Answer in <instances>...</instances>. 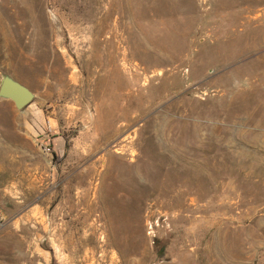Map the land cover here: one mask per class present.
<instances>
[{
	"label": "rangeland",
	"instance_id": "obj_1",
	"mask_svg": "<svg viewBox=\"0 0 264 264\" xmlns=\"http://www.w3.org/2000/svg\"><path fill=\"white\" fill-rule=\"evenodd\" d=\"M4 76L0 264H264V0H0Z\"/></svg>",
	"mask_w": 264,
	"mask_h": 264
},
{
	"label": "water",
	"instance_id": "obj_2",
	"mask_svg": "<svg viewBox=\"0 0 264 264\" xmlns=\"http://www.w3.org/2000/svg\"><path fill=\"white\" fill-rule=\"evenodd\" d=\"M0 97L10 99L18 109L28 106L35 95L31 89L10 76H4L0 82Z\"/></svg>",
	"mask_w": 264,
	"mask_h": 264
},
{
	"label": "built area",
	"instance_id": "obj_3",
	"mask_svg": "<svg viewBox=\"0 0 264 264\" xmlns=\"http://www.w3.org/2000/svg\"><path fill=\"white\" fill-rule=\"evenodd\" d=\"M45 150L49 153V152H51V148H49V147H45ZM1 213V212H0Z\"/></svg>",
	"mask_w": 264,
	"mask_h": 264
}]
</instances>
